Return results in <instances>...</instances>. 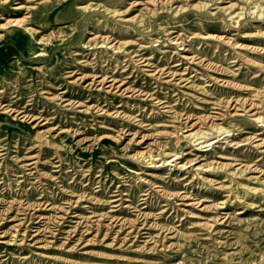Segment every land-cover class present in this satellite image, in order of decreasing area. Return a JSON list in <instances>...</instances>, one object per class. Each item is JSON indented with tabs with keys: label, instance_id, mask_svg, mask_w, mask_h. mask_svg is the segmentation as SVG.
Masks as SVG:
<instances>
[{
	"label": "rangeland",
	"instance_id": "374dc122",
	"mask_svg": "<svg viewBox=\"0 0 264 264\" xmlns=\"http://www.w3.org/2000/svg\"><path fill=\"white\" fill-rule=\"evenodd\" d=\"M0 264H264V0H0Z\"/></svg>",
	"mask_w": 264,
	"mask_h": 264
},
{
	"label": "bare ground",
	"instance_id": "6f19581e",
	"mask_svg": "<svg viewBox=\"0 0 264 264\" xmlns=\"http://www.w3.org/2000/svg\"><path fill=\"white\" fill-rule=\"evenodd\" d=\"M2 1V0H1ZM168 1V0H167ZM22 5V4H21ZM24 5V4H23ZM21 6H17V8H20ZM26 7V6H25ZM25 16V15H24ZM23 19L24 18H22V17H17V18H10L9 19V21H12V23L13 24H17V23H21L22 21H23ZM26 29L28 30V31H31L32 29H33V27H31V26H27L26 27ZM94 34V33H93ZM213 35V34H212ZM90 39V38H89ZM115 39V38H114ZM109 41V40H108ZM103 44V43H102ZM117 46V45H116ZM41 54H43V53H38L37 55H41ZM103 77V76H102ZM112 77V76H111ZM116 79V78H115ZM8 109V108H7ZM11 109H12V107H11ZM18 112V111H17ZM14 114V113H13ZM41 117V116H40ZM44 130V129H43ZM113 136V135H112ZM138 152V151H137ZM147 156V155H146ZM257 167V166H256ZM183 197V196H182Z\"/></svg>",
	"mask_w": 264,
	"mask_h": 264
}]
</instances>
